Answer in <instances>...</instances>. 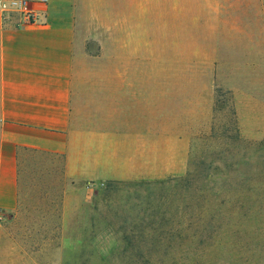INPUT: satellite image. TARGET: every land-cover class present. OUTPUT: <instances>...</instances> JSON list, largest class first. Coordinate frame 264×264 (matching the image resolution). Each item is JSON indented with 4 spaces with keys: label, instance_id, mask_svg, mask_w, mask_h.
Returning a JSON list of instances; mask_svg holds the SVG:
<instances>
[{
    "label": "rangeland",
    "instance_id": "obj_1",
    "mask_svg": "<svg viewBox=\"0 0 264 264\" xmlns=\"http://www.w3.org/2000/svg\"><path fill=\"white\" fill-rule=\"evenodd\" d=\"M242 1L255 8L227 9L230 24L242 11L259 36H185L208 33L205 19L164 36L158 79L180 102L157 167L81 179L61 156L28 154L0 264H264V0Z\"/></svg>",
    "mask_w": 264,
    "mask_h": 264
},
{
    "label": "crops",
    "instance_id": "obj_2",
    "mask_svg": "<svg viewBox=\"0 0 264 264\" xmlns=\"http://www.w3.org/2000/svg\"><path fill=\"white\" fill-rule=\"evenodd\" d=\"M249 3L45 0L44 22L24 26L0 14V216L17 210L29 153L61 156L64 170L81 179L106 169L145 174L162 163L158 138L173 134L174 120L178 127L180 102L179 84L158 79L164 36H184V26L202 19L209 32L185 36H259L253 16L236 12L234 28L229 21L227 9L255 8ZM142 71L156 79L137 80Z\"/></svg>",
    "mask_w": 264,
    "mask_h": 264
},
{
    "label": "built area",
    "instance_id": "obj_3",
    "mask_svg": "<svg viewBox=\"0 0 264 264\" xmlns=\"http://www.w3.org/2000/svg\"><path fill=\"white\" fill-rule=\"evenodd\" d=\"M44 3L45 0H0V14L3 18L14 17L17 26L39 24L44 21L38 5Z\"/></svg>",
    "mask_w": 264,
    "mask_h": 264
}]
</instances>
